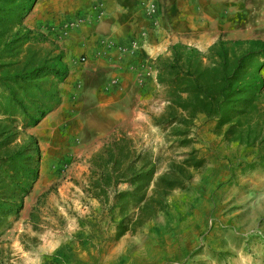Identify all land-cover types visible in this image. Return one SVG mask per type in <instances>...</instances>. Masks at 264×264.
<instances>
[{
	"label": "rangeland",
	"instance_id": "rangeland-1",
	"mask_svg": "<svg viewBox=\"0 0 264 264\" xmlns=\"http://www.w3.org/2000/svg\"><path fill=\"white\" fill-rule=\"evenodd\" d=\"M254 3L33 0L19 33L37 35L31 46L41 60L62 52L76 91L63 114L54 115L61 102L34 127H15L18 135L10 148H36L37 173L18 215L0 226V264H264V99L252 104L237 127H232L237 118L219 123L218 129L216 119H198L184 137L192 144L181 146L182 127L171 119L174 112L155 69L158 57L170 58L174 44L205 53L221 39L241 42L231 53L246 54V43L264 42V23L252 19ZM117 31L124 36L117 38ZM156 35L164 39V49L149 64L155 85L146 122L131 125L129 134L118 131L96 148L82 136L79 103L105 84L101 81L114 51L122 57L141 55L147 43L158 41ZM21 52V57L31 55ZM257 61L264 80V57ZM122 135L131 139L136 154L156 159V176L191 148L205 164L190 169L191 179L169 194L164 212L116 238L120 215L113 197L128 185L114 190L101 181L102 168L93 157Z\"/></svg>",
	"mask_w": 264,
	"mask_h": 264
},
{
	"label": "trees",
	"instance_id": "trees-1",
	"mask_svg": "<svg viewBox=\"0 0 264 264\" xmlns=\"http://www.w3.org/2000/svg\"><path fill=\"white\" fill-rule=\"evenodd\" d=\"M32 4L33 0H0V226L8 217L18 215L37 173L32 156L38 154L36 148H10L18 135L15 127H34L56 109L61 103L60 84L69 75L62 52L41 60L31 46L38 42L37 35L30 30L19 33ZM246 44L249 51L239 57L230 48L243 45L241 42L219 39L205 53L174 44L169 48L170 58L156 59L157 83L167 93L168 109L174 112L172 121L182 127L178 132L183 137L181 146L192 144L184 137L198 119H216L218 129L219 123L237 118L232 125L237 127L252 104L264 99V80L257 61L264 57V42ZM23 49L31 55L21 57ZM93 161L102 168L101 181L112 189L128 185L125 191H115L113 197L112 206L120 215L116 238L164 212L169 194L184 189L191 179L190 169H201L205 164L191 148L181 161L170 162L166 172L156 176V159L136 154L125 135L112 138ZM129 208L132 212L128 213Z\"/></svg>",
	"mask_w": 264,
	"mask_h": 264
},
{
	"label": "crops",
	"instance_id": "crops-1",
	"mask_svg": "<svg viewBox=\"0 0 264 264\" xmlns=\"http://www.w3.org/2000/svg\"><path fill=\"white\" fill-rule=\"evenodd\" d=\"M255 1L252 19L264 23V0ZM123 33L117 31L116 37L124 36ZM156 38L158 41H151L144 46V51H138L141 55L122 57L114 51L115 55L106 64V77L101 81L105 84L79 103L80 117L84 122L82 136L96 144V148L118 131L129 134L131 125L139 127L146 122V106L155 85L154 72L149 69V64L164 49V39L160 40L162 37L157 35ZM75 91L70 69L68 78L60 84L62 103L54 115L63 114Z\"/></svg>",
	"mask_w": 264,
	"mask_h": 264
},
{
	"label": "bare ground",
	"instance_id": "bare-ground-1",
	"mask_svg": "<svg viewBox=\"0 0 264 264\" xmlns=\"http://www.w3.org/2000/svg\"><path fill=\"white\" fill-rule=\"evenodd\" d=\"M43 126H40L37 130H35V133H39V131L42 129Z\"/></svg>",
	"mask_w": 264,
	"mask_h": 264
}]
</instances>
